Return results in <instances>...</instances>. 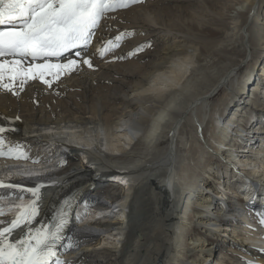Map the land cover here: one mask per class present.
Returning a JSON list of instances; mask_svg holds the SVG:
<instances>
[{
  "label": "bare ground",
  "instance_id": "1",
  "mask_svg": "<svg viewBox=\"0 0 264 264\" xmlns=\"http://www.w3.org/2000/svg\"><path fill=\"white\" fill-rule=\"evenodd\" d=\"M93 31L48 59L78 62L58 80L45 70L51 86L6 76L12 91L0 88V137L14 150L0 155V184L15 186L0 187V228L6 209H37L8 240L63 213V264H264V0H144ZM148 38L154 48L134 53ZM14 164L12 175L32 169L27 180L9 179ZM18 185L37 194L19 198Z\"/></svg>",
  "mask_w": 264,
  "mask_h": 264
},
{
  "label": "snow or ice",
  "instance_id": "2",
  "mask_svg": "<svg viewBox=\"0 0 264 264\" xmlns=\"http://www.w3.org/2000/svg\"><path fill=\"white\" fill-rule=\"evenodd\" d=\"M142 3L144 0H0V88L12 91V84L4 83L6 76L11 82L19 79L22 87L27 80L39 75L43 83L51 86L52 82L44 79L45 70L56 69L51 74L58 80L65 72L75 69L78 62L68 60L65 64H52L48 62L49 58L61 57L70 49L89 45L93 30L107 14ZM125 35L129 33L107 40L103 46L97 47V53L103 57L119 47ZM142 50L143 46H139L135 51ZM76 55L79 56L80 52ZM7 57L12 59H5ZM27 57H31L32 62L42 59L44 63H33L25 68L24 59ZM83 63L92 67L88 59ZM4 131L0 128V134ZM4 148V140L0 137V155L13 154L12 148L7 153ZM20 156L22 158V154ZM0 187L15 186L0 184ZM30 191L36 195L38 190ZM36 215L33 201L21 209L9 227L0 229V264H63L59 259L53 260L65 223L63 213L54 227L42 226L35 231L29 228L28 233L14 243L8 240L6 234L10 235L21 222L31 224ZM260 223L264 225V218Z\"/></svg>",
  "mask_w": 264,
  "mask_h": 264
},
{
  "label": "rangeland",
  "instance_id": "3",
  "mask_svg": "<svg viewBox=\"0 0 264 264\" xmlns=\"http://www.w3.org/2000/svg\"><path fill=\"white\" fill-rule=\"evenodd\" d=\"M140 46H143V50L142 51H135L134 53H136V54H138V53H144L146 50H152V48H154V42L150 39V38H148V39H146L145 40V42H143ZM242 73H245V72H243V70H242ZM246 89V88H245ZM240 93H242L243 95H245L244 94V92H242V90H240L239 91V94L238 95H241ZM258 96H260V95H257L256 96V99L258 98ZM248 97H249V94H248ZM264 98V97H263ZM261 99V98H260ZM259 104V103H258ZM264 104V103H263ZM260 105V104H259ZM258 105V108L257 109H260V108H263L264 107V105H260L259 106ZM239 109H240V113H242V112H244L243 111V109H241L240 107H239ZM262 110V109H261ZM261 110H259V112L260 113H262V115H263V113L264 112H262ZM252 115H258L257 114V111H256V109L254 110V113L252 114ZM247 128H249V126H245V133H247L246 131H248L247 130ZM247 136H249V137H251V135H252V133H247L246 134ZM29 147V146H28ZM28 149V148H27ZM61 159V158H60ZM63 159H65V163H64V165H63V163H61L62 164V167L63 166H65L66 164H67V159L66 158H64L63 157ZM78 159H81V158H78ZM246 183V182H245ZM231 184H233L232 182H231ZM259 184H262V183H256V187H260V185ZM236 189V188H235ZM122 191V188L121 187H119V185L117 186V188H113V187H109V189H107V191H106V194L108 195V194H111V195H114V194H119L120 192ZM249 199V198H248ZM243 204H245L246 202L242 199V201H241ZM172 218H170V220H171ZM195 230V232H194V234H192V238L193 239H195L197 236H202V237H205V235H204V233L203 232H201L198 228H194ZM203 233V234H202ZM231 232H229V231H225V230H221L220 231V233L218 234V237L217 238H215L216 239V241H210L211 243H213V247L215 248V246H216V244L219 246L222 242V239L223 238H225V236H227V234H230ZM220 235V236H219ZM224 247H227V245L226 244H224ZM231 257V261L232 262H236V258L234 257V256H230ZM233 257V258H232ZM237 257V256H236Z\"/></svg>",
  "mask_w": 264,
  "mask_h": 264
}]
</instances>
